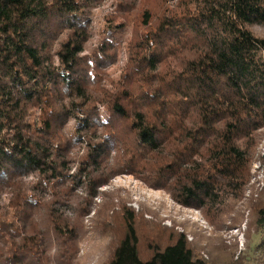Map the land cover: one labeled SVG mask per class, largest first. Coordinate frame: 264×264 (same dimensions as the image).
I'll use <instances>...</instances> for the list:
<instances>
[{
  "label": "trees",
  "instance_id": "obj_1",
  "mask_svg": "<svg viewBox=\"0 0 264 264\" xmlns=\"http://www.w3.org/2000/svg\"><path fill=\"white\" fill-rule=\"evenodd\" d=\"M104 1L0 0V264H75L81 220L117 174L149 167L166 190L169 168H192L189 207L242 196L246 141L264 128V38L252 31L264 0H190L183 13L171 0H118L110 21L125 18L135 35L118 83L108 74L118 49L95 44L90 23ZM156 3L167 8L153 25ZM139 240L128 211L111 264H215L184 236L151 257Z\"/></svg>",
  "mask_w": 264,
  "mask_h": 264
},
{
  "label": "rangeland",
  "instance_id": "obj_2",
  "mask_svg": "<svg viewBox=\"0 0 264 264\" xmlns=\"http://www.w3.org/2000/svg\"><path fill=\"white\" fill-rule=\"evenodd\" d=\"M189 3L190 0L183 3L171 0L170 11L173 9L183 13ZM117 5L118 0L104 1L93 10L90 22L95 44L105 39L118 49V62L108 70L114 83L121 79L129 60V45L135 37L133 25L125 18L110 21L115 16ZM153 8L151 16L152 24L155 25V18L167 7L163 3H156ZM121 23L129 27L119 34L117 28ZM252 31L264 38V26L252 27ZM104 82L109 90H114L111 82ZM99 110L101 118L107 121L109 112L101 106ZM246 143L249 159L241 183L242 196L236 198L229 190H225L220 195V202L210 208L189 207L181 202L183 183L189 176L196 174L192 168L181 175L177 173L181 170L169 168L167 177L170 181H160L168 183V188L175 174V180L178 179L173 181L176 189L171 186L166 190L156 188L153 171L149 167L146 168L150 174L146 173L145 178L142 175L117 174L107 186L100 189L101 194L95 199L96 206L91 215L81 220L86 236L75 264H111L114 248L123 235L124 216L128 211L136 217L140 236L139 252L143 257H151L155 250L163 249L184 236L200 256L215 264L236 261L240 264H264V230H260L257 225L259 208L264 207V128ZM204 157L198 160L197 168L206 166ZM205 173L208 177L214 175L213 172ZM188 184L187 181L184 185ZM10 196L5 194L4 197Z\"/></svg>",
  "mask_w": 264,
  "mask_h": 264
}]
</instances>
